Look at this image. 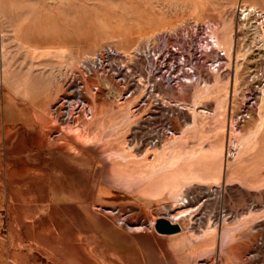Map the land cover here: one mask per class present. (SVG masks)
<instances>
[{
	"label": "rangeland",
	"instance_id": "374dc122",
	"mask_svg": "<svg viewBox=\"0 0 264 264\" xmlns=\"http://www.w3.org/2000/svg\"><path fill=\"white\" fill-rule=\"evenodd\" d=\"M0 159V264H264V0H0Z\"/></svg>",
	"mask_w": 264,
	"mask_h": 264
},
{
	"label": "bare ground",
	"instance_id": "6f19581e",
	"mask_svg": "<svg viewBox=\"0 0 264 264\" xmlns=\"http://www.w3.org/2000/svg\"><path fill=\"white\" fill-rule=\"evenodd\" d=\"M218 42V41H217ZM66 100V99H65ZM80 102V101H79ZM66 103V102H64ZM63 104V103H62ZM60 105V104H59ZM78 105V104H77ZM62 106V105H61ZM72 106V105H70ZM87 106V105H86ZM84 106H82L83 108ZM71 108V107H70ZM73 108V107H72ZM92 108V107H91ZM90 108V109H91ZM81 109V108H80ZM86 110V109H85ZM61 112V111H60ZM90 113V112H89ZM76 114V111L75 109L73 108L70 112V114L68 115V118H67V122L68 124L70 123H73V119H72V116ZM92 114V113H91ZM65 115V114H64ZM76 116V115H75ZM86 116L88 117L87 113H86ZM85 116V117H86ZM92 116V115H91ZM75 118V117H74ZM78 118V117H77ZM77 120V119H76ZM55 121V120H54ZM58 124V123H57ZM61 124V123H60ZM44 127V126H43ZM8 131V130H7ZM11 134V135H9ZM14 133H11V132H8L7 136H6V141L8 142V144L11 142V140L14 138ZM41 134V133H40ZM62 134V133H61ZM60 134V135H61ZM48 135V134H47ZM10 136V137H9ZM75 141V140H74ZM78 141V140H77ZM76 142H73V141H69V140H65L63 141L64 142V145H60L58 144V151H65L67 152V154H69L70 156H73L74 158L75 157H82V158H87V157H92V155H94L96 153L97 150H93V149H88L86 148L85 146L81 145V143H77ZM57 142H61L60 140H56V142H54V140L51 142L48 138L44 137H37L36 140H35V145H36V148L39 150V154L37 155V158L39 159V155L40 153L43 151V150H46L47 148H51V144H54V146L57 145ZM82 142V141H80ZM82 143L85 144V142L83 141ZM90 143H93V142H90ZM88 144V143H87ZM88 147V146H87ZM14 148V147H13ZM56 148V147H55ZM57 149V148H56ZM101 149V148H100ZM49 150V149H48ZM26 151V145H25V140H24V137L22 136L19 140V142L16 144L15 148H14V152L15 153H20V152H24ZM14 153V154H15ZM11 154H9V156H11ZM66 157V156H65ZM132 158V157H131ZM37 159V160H38ZM90 159V158H89ZM1 160V159H0ZM67 166V163H65ZM75 168V167H74ZM78 168V167H77ZM154 168V167H153ZM29 169V168H28ZM129 172V171H128ZM89 173V172H88ZM27 175H32L33 176V180H40V178H43L44 176V172L41 171V168H35V170H26V167L25 168H22L20 170V173H13L12 176H21V177H27ZM20 177V178H21ZM19 178V177H17ZM25 179V178H23ZM13 183V180H11ZM21 181V180H20ZM20 181H17L15 182L16 184H20ZM1 185V184H0ZM2 187V186H1ZM21 198V197H20ZM19 198V200H20ZM31 198H26V199H23V202H27L28 200H30ZM65 236L64 235H59V237L57 239H55V237L53 238H50V239H47L46 240V246H54V245H57L59 243V239L62 238ZM65 249L71 253L69 257H67V259H69V262L72 261H76L78 264H88L87 261L85 260H81L79 258L76 257V254L74 253V250L77 252L78 251V246L77 245H72V244H68L65 245ZM75 263V262H74Z\"/></svg>",
	"mask_w": 264,
	"mask_h": 264
}]
</instances>
